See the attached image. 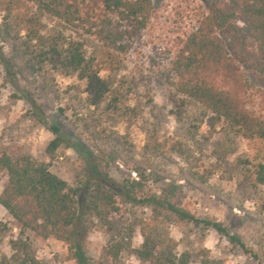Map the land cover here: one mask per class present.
Wrapping results in <instances>:
<instances>
[{
  "label": "trees",
  "instance_id": "1",
  "mask_svg": "<svg viewBox=\"0 0 264 264\" xmlns=\"http://www.w3.org/2000/svg\"><path fill=\"white\" fill-rule=\"evenodd\" d=\"M154 9L153 0H0V67L16 92L12 97L27 102L32 121L53 136L46 150L51 159L65 146L85 162L83 178L70 185L30 155L14 158L0 152V174L6 176L0 208L22 234L63 242L76 264L92 261L86 239L95 221L111 232L110 217L123 205L147 208L150 216L139 223L138 245L131 228L111 234L102 251L104 261L116 263L127 254L140 264H190V255H177L176 244L164 231L173 221L213 229L264 264V258L222 225L173 204L169 198L176 187L161 196L149 188L147 176L138 168V180L112 179L108 160L89 151L57 118L45 115L20 86L25 71L48 78L68 74L83 83L90 107L116 111L122 90L103 70L122 67L123 57L141 39ZM205 10L196 27L180 28L167 55L175 114L182 116V109L193 104L209 114L213 129L224 125L245 139L264 142V114L247 108L248 75L264 74V0H208ZM45 20L56 26L47 30ZM1 44L10 46L12 56ZM252 174L264 192V163H254ZM11 247L28 255L26 239L19 238Z\"/></svg>",
  "mask_w": 264,
  "mask_h": 264
},
{
  "label": "rangeland",
  "instance_id": "2",
  "mask_svg": "<svg viewBox=\"0 0 264 264\" xmlns=\"http://www.w3.org/2000/svg\"><path fill=\"white\" fill-rule=\"evenodd\" d=\"M207 1L153 0L152 17L141 39L123 57L122 67L103 70V75L122 90L116 111L90 107L83 83L68 74L48 78L25 71L20 86L30 92L45 115L57 118L89 151L108 160L112 179L138 180V168L157 194L164 196L176 187L169 198L173 204L222 225L264 258V192L255 185L252 174L254 163H264V142L245 139L224 125L213 129L209 114L193 104H187L178 117L171 101L168 52L180 28L197 26L198 15L206 13ZM44 23L47 30L56 26L53 20ZM1 45L6 55L12 56L10 46ZM248 83L247 108L256 115L264 114V74L248 75ZM15 94L0 67V152L14 158L30 155L75 185L83 178L85 162L65 146L51 159L46 150L53 136L32 121L30 105L13 98ZM5 182V174H0V192ZM149 216L147 208L123 205L110 217L111 232L95 221L86 239L92 260L89 264H140L127 254L116 263L104 261L102 251L110 235L124 228L132 229L138 245L139 223ZM0 227H4L0 232V264H76L63 242L22 234L1 208ZM164 231L176 244L177 255H190V264H258L213 229L171 221ZM19 238L29 244L28 255L11 247Z\"/></svg>",
  "mask_w": 264,
  "mask_h": 264
}]
</instances>
